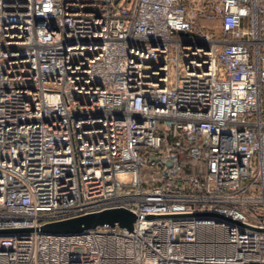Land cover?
<instances>
[{"label":"built area","instance_id":"1","mask_svg":"<svg viewBox=\"0 0 264 264\" xmlns=\"http://www.w3.org/2000/svg\"><path fill=\"white\" fill-rule=\"evenodd\" d=\"M0 264H264V0H0Z\"/></svg>","mask_w":264,"mask_h":264},{"label":"water","instance_id":"2","mask_svg":"<svg viewBox=\"0 0 264 264\" xmlns=\"http://www.w3.org/2000/svg\"><path fill=\"white\" fill-rule=\"evenodd\" d=\"M115 3L118 0H113ZM150 155L149 159H157ZM170 161L167 160L166 163ZM135 214L124 206L107 207L97 211L85 212L61 219L50 220L42 223L39 227L50 232H76L85 227H94L99 224H113L117 222L121 226L131 228Z\"/></svg>","mask_w":264,"mask_h":264},{"label":"rangeland","instance_id":"3","mask_svg":"<svg viewBox=\"0 0 264 264\" xmlns=\"http://www.w3.org/2000/svg\"><path fill=\"white\" fill-rule=\"evenodd\" d=\"M202 24L205 25H211V26H216V24L214 22H210L207 20H202L201 21ZM244 25H246V21L244 23ZM213 28V27H212ZM152 170V165L148 162L144 163V166L141 168V175L144 179H150V177L153 175V173L151 172ZM121 178H124L125 180L129 181L130 180V175L129 173H125L122 176L120 175Z\"/></svg>","mask_w":264,"mask_h":264},{"label":"trees","instance_id":"4","mask_svg":"<svg viewBox=\"0 0 264 264\" xmlns=\"http://www.w3.org/2000/svg\"><path fill=\"white\" fill-rule=\"evenodd\" d=\"M202 21V20H201Z\"/></svg>","mask_w":264,"mask_h":264}]
</instances>
